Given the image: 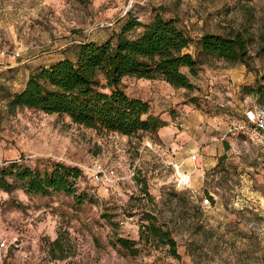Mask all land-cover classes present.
I'll use <instances>...</instances> for the list:
<instances>
[{"label": "rangeland", "instance_id": "obj_1", "mask_svg": "<svg viewBox=\"0 0 264 264\" xmlns=\"http://www.w3.org/2000/svg\"><path fill=\"white\" fill-rule=\"evenodd\" d=\"M156 13L193 38L241 35L247 63L212 58L192 89L124 77L125 91L167 123L133 136L8 105L38 66L73 58L80 42L107 39L130 16L148 22ZM255 106L264 107V0H0V166H77L85 196L78 203L64 192L0 187V264H264V149L229 132ZM95 162L115 167L118 181L95 183ZM176 168L191 174L190 187L176 188ZM149 213L165 223L179 257L139 240ZM120 236L138 252L116 244Z\"/></svg>", "mask_w": 264, "mask_h": 264}, {"label": "trees", "instance_id": "obj_2", "mask_svg": "<svg viewBox=\"0 0 264 264\" xmlns=\"http://www.w3.org/2000/svg\"><path fill=\"white\" fill-rule=\"evenodd\" d=\"M245 47L239 34L202 32L193 38L174 17L156 13L150 21L141 22L130 16L107 39L80 42L73 58H60L31 71L8 105L66 115L73 123L98 132L126 136L155 132L166 121L150 113L146 100L125 91L124 77L159 78L175 88L192 89L191 78L212 58L247 63ZM81 175L79 167L60 162L40 169L12 161L0 166V187L10 190L19 183L27 193L64 192L81 203L85 196L76 190ZM146 220L139 240L164 245L170 255L179 257L176 240L165 223L152 213ZM56 242L57 238L52 243ZM115 243L129 254L138 252L135 240L120 236Z\"/></svg>", "mask_w": 264, "mask_h": 264}, {"label": "built area", "instance_id": "obj_3", "mask_svg": "<svg viewBox=\"0 0 264 264\" xmlns=\"http://www.w3.org/2000/svg\"><path fill=\"white\" fill-rule=\"evenodd\" d=\"M229 132L239 133L248 137L256 143L260 148L264 149V107H249L242 117L231 121ZM196 155L191 158L195 159ZM175 186L178 189H186L190 187L191 174L188 171H181L176 168ZM91 179L97 184L112 185L118 181L119 176L115 167L105 165L101 162H95L88 170ZM203 202L209 204V199L204 198ZM6 242L0 240V250L4 249Z\"/></svg>", "mask_w": 264, "mask_h": 264}, {"label": "crops", "instance_id": "obj_4", "mask_svg": "<svg viewBox=\"0 0 264 264\" xmlns=\"http://www.w3.org/2000/svg\"><path fill=\"white\" fill-rule=\"evenodd\" d=\"M225 129V128H223ZM221 148V143H216L215 147L213 149H209L208 151H210V153H213L215 155V153L220 150ZM187 159V158H186Z\"/></svg>", "mask_w": 264, "mask_h": 264}]
</instances>
